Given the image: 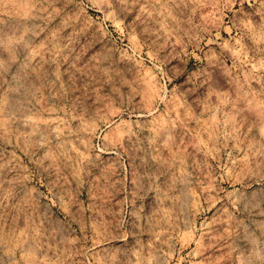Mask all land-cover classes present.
Returning <instances> with one entry per match:
<instances>
[{
    "label": "rangeland",
    "instance_id": "obj_1",
    "mask_svg": "<svg viewBox=\"0 0 264 264\" xmlns=\"http://www.w3.org/2000/svg\"><path fill=\"white\" fill-rule=\"evenodd\" d=\"M120 7L0 0V264H264V30Z\"/></svg>",
    "mask_w": 264,
    "mask_h": 264
},
{
    "label": "clouds",
    "instance_id": "obj_2",
    "mask_svg": "<svg viewBox=\"0 0 264 264\" xmlns=\"http://www.w3.org/2000/svg\"><path fill=\"white\" fill-rule=\"evenodd\" d=\"M104 2L108 3L109 7H111V0H104ZM118 2L119 5L121 6L120 10L122 12H126L127 10H129V0H118ZM172 2L175 3L176 0H172ZM132 3H139V0H132ZM157 3H159V0H157ZM180 3L185 4V7H187L188 4H193L196 7H201L207 3V0H180ZM235 3L236 0H212V7L214 11L210 15L216 16V19L219 21L217 27H219L223 23L224 9H228L229 11H232ZM240 3H241V8L238 11L242 15L240 17L239 25L234 24V27H240V31L237 33V37H233L234 39H237V42H239V40L243 38V36L240 33L243 32L244 29L264 30V0H260V5L258 9L253 7L251 10L243 8L244 0H240ZM257 11L260 13L258 18L255 16V13ZM217 13L219 14L218 16L216 15ZM114 14H115L114 12L107 13V15L109 16H114ZM235 18H236V13L233 12L232 20H230L229 22H232L233 20H235ZM97 19L99 20V17ZM189 20H191V18H189ZM103 23L104 22L101 21V24ZM101 31H104V28H101ZM254 190L255 191L264 190V186H262L261 189H254ZM120 227H123V225L121 224ZM104 235H105L104 233H98L96 235V241L104 238ZM3 239L4 236L0 235V241H2ZM112 239L114 242V246L125 247V248L128 247L129 242L127 241V234ZM95 247H96V242L94 241L93 248ZM142 251L143 249H140L138 251L132 252L131 254L132 256L136 257V264H141ZM85 255L89 261L93 259H97V264H116V262L111 260V257L107 255V253L105 258H103L102 260L97 258V256L93 253L92 249H86ZM146 259H147V264H152V260L154 259V257H148ZM127 264H132V261L129 259Z\"/></svg>",
    "mask_w": 264,
    "mask_h": 264
}]
</instances>
